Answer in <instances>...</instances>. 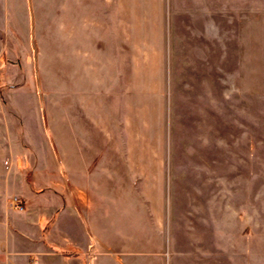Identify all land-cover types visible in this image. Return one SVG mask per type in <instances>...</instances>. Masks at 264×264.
<instances>
[{
	"label": "crops",
	"instance_id": "crops-1",
	"mask_svg": "<svg viewBox=\"0 0 264 264\" xmlns=\"http://www.w3.org/2000/svg\"><path fill=\"white\" fill-rule=\"evenodd\" d=\"M43 1L0 0V60L15 55L12 25L38 23ZM72 10V133L63 115L52 134L27 65L3 68L0 264H176L162 253L179 60L204 102V88L225 84L226 24L252 29L264 0H72Z\"/></svg>",
	"mask_w": 264,
	"mask_h": 264
},
{
	"label": "rangeland",
	"instance_id": "rangeland-1",
	"mask_svg": "<svg viewBox=\"0 0 264 264\" xmlns=\"http://www.w3.org/2000/svg\"><path fill=\"white\" fill-rule=\"evenodd\" d=\"M65 3L63 14L61 0H44L38 23L12 25L15 55L0 60L1 86L6 64L28 66L55 137L63 115L72 133L75 30L81 26L72 22V0ZM95 34L104 45L105 25H95ZM226 37L224 87L204 88V102L202 89L186 85L179 60L169 153L173 225L162 253L176 264H264V12L252 29L227 23ZM239 37L244 54L234 51Z\"/></svg>",
	"mask_w": 264,
	"mask_h": 264
},
{
	"label": "built area",
	"instance_id": "built-area-1",
	"mask_svg": "<svg viewBox=\"0 0 264 264\" xmlns=\"http://www.w3.org/2000/svg\"><path fill=\"white\" fill-rule=\"evenodd\" d=\"M12 206L21 209L22 208L21 201L18 198L14 197L12 201Z\"/></svg>",
	"mask_w": 264,
	"mask_h": 264
}]
</instances>
